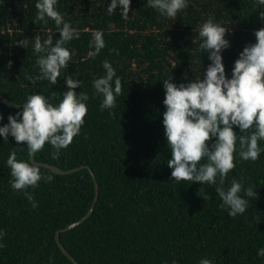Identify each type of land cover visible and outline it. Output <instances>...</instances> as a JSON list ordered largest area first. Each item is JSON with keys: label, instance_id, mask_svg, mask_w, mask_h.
Instances as JSON below:
<instances>
[{"label": "trees", "instance_id": "trees-1", "mask_svg": "<svg viewBox=\"0 0 264 264\" xmlns=\"http://www.w3.org/2000/svg\"><path fill=\"white\" fill-rule=\"evenodd\" d=\"M37 0H0V96L22 105L30 94L55 95L67 91L65 79L56 85L29 77L39 76L33 44L60 39L54 20L34 22ZM111 0H59L57 10L80 32L67 46L75 50L62 75L83 81L75 91L88 94V113L81 132L67 149L56 151L46 143L35 161L60 169L59 174L38 166L28 156L26 142L17 144L0 137V229L5 232L0 264H75L60 248L57 233L80 220L91 209L100 185L98 202L83 224L61 233L66 249L80 264H199L203 258L214 264H264L257 255L264 248V153L256 161L234 154L236 167L224 181L233 179L252 187L257 195L246 212L233 218L221 207L217 185L192 181L175 182L167 166L171 149L163 126V82L186 83L200 79L210 63L199 48L200 26L209 18L224 26L231 47L222 54L231 75L239 53L256 42L255 31L264 27L255 0H190L175 18H165L147 6V0H132L129 17L118 8L108 13ZM102 30L106 46L94 58L90 45L94 31ZM28 39L27 49L16 42ZM109 61L121 79L122 93L115 108L100 110L103 97L94 93L92 81L105 74ZM115 79V78H114ZM21 108L0 100L3 124ZM2 126V125H0ZM237 135H249V132ZM264 147V141H258ZM238 146V145H237ZM16 151L39 167L51 182L29 188L38 207L33 208L23 191L13 190L6 161ZM204 161H201L203 163ZM219 184V177H217ZM205 193L207 198H205Z\"/></svg>", "mask_w": 264, "mask_h": 264}, {"label": "clouds", "instance_id": "clouds-1", "mask_svg": "<svg viewBox=\"0 0 264 264\" xmlns=\"http://www.w3.org/2000/svg\"><path fill=\"white\" fill-rule=\"evenodd\" d=\"M59 0H37L38 13L34 22L47 24V18L54 20L60 39L53 43L52 38L41 40L37 35L33 49L37 55L36 64L39 76L29 77L33 85L47 81L56 85L58 78L65 79L67 91L60 94L57 104L52 102L55 95L30 94L22 104V110L8 116L0 113V137L8 141L15 139L19 145L26 142L28 156L32 157L43 150L46 143L55 148L53 158H58L60 150L67 149L74 137L81 132L88 113L89 96L84 91H75L83 85L80 79L72 75H62L69 62L75 56V50L67 45L80 38V32L71 22H66L57 10ZM132 0H111L108 13L118 8L123 18L129 17ZM190 0H147V6L156 10L160 16L175 18L184 11ZM258 9H264V0H255ZM264 22V11L260 13ZM230 34L224 26L207 19L199 28L200 50L207 53L210 63L202 78L186 83H174L173 79L163 82L165 97L163 104V126L167 145L171 149V159L167 166L172 169L171 178L175 182L192 181L200 185H217L216 193L222 201L221 207L233 218L243 215L249 200L257 195L252 187H245L237 179L231 181L225 189L224 181L236 167L234 154L244 161H256L264 153L258 141H264V27L256 30L255 43L246 45L239 53L231 75L226 73L223 52L231 47L227 38ZM102 30L94 31L90 45L95 57L105 48ZM29 40H20L16 44L27 49ZM105 74L92 81L94 93L102 96L100 110L113 109L116 98L122 93L121 79L112 64L105 60L102 64ZM115 78V79H114ZM249 132V135H237ZM238 145V146H237ZM201 161H204L201 163ZM12 177L13 190L23 191L26 199L37 208L38 202L29 188H37L40 181L51 182L53 176L41 174L38 166L26 159L18 160L16 151H12L6 161ZM219 177V184L217 182ZM205 198L207 194L205 193ZM5 232L0 229V248L4 247ZM257 255L264 257V248ZM199 264H214V260L203 258Z\"/></svg>", "mask_w": 264, "mask_h": 264}, {"label": "water", "instance_id": "water-1", "mask_svg": "<svg viewBox=\"0 0 264 264\" xmlns=\"http://www.w3.org/2000/svg\"><path fill=\"white\" fill-rule=\"evenodd\" d=\"M0 100L3 102V103H6L12 107H15V108H21L22 105L20 104H17L15 102H12L11 100L9 99H6V98H3L2 96H0ZM31 160L38 166H44V167H47V168H50L52 169L54 172L56 173H59V174H70V173H73L75 171L78 170V168H75V169H70V170H64V169H60L59 167L57 166H54V165H51L49 163H42V162H37L35 161V158L34 156L31 157ZM84 167H87L88 169L91 170L92 174H93V177H94V180H95V183H96V196H95V200H94V203L91 207V209L87 212V214L82 217L80 220L74 222L73 224L67 226L66 228L60 230L58 233H57V242L60 246V248L62 249V251L75 263V264H80L77 259L66 249V247L64 246L62 240H61V233L62 232H65V231H69L81 224H83L85 221H87L90 216L92 215L94 209H95V206H96V203L98 202V199H99V194H100V185L97 181V177L95 175V173L93 172V170L89 167V166H82L80 168H84Z\"/></svg>", "mask_w": 264, "mask_h": 264}]
</instances>
